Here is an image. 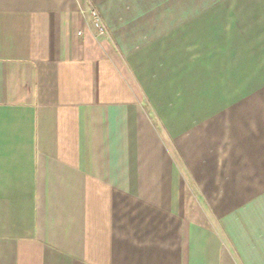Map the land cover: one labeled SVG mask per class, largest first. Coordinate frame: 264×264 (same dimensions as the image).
I'll use <instances>...</instances> for the list:
<instances>
[{
  "label": "crops",
  "instance_id": "crops-1",
  "mask_svg": "<svg viewBox=\"0 0 264 264\" xmlns=\"http://www.w3.org/2000/svg\"><path fill=\"white\" fill-rule=\"evenodd\" d=\"M0 264H264V0H0Z\"/></svg>",
  "mask_w": 264,
  "mask_h": 264
},
{
  "label": "rangeland",
  "instance_id": "rangeland-1",
  "mask_svg": "<svg viewBox=\"0 0 264 264\" xmlns=\"http://www.w3.org/2000/svg\"><path fill=\"white\" fill-rule=\"evenodd\" d=\"M192 47L190 46L189 49H191ZM177 52V49H173V51L171 52V54H176ZM176 55L174 56H169V58H171L170 60H167V61H163V62H159V61H155L152 63L153 65V69H160V67H162V69H167L168 70V73H170V76L169 78L167 79H163L164 81H168V84L171 85V86H176L178 85L175 81H177V78H175V75L173 76V71H176V70H183L185 71L184 73V78H183V81L181 84L183 85H190V84H193V74H192V69H193V66L195 65L194 62L191 61V57L192 56H189L190 57V61L186 60V61H176ZM182 58H186L184 56H182ZM149 64V63H148ZM217 65H222L223 66V63H220L218 62ZM203 68V67H201ZM219 68V67H217ZM157 80V78H154ZM160 80V79H159ZM204 80H207V79H204ZM203 80V82H204ZM181 81V79H180ZM179 84V85H181Z\"/></svg>",
  "mask_w": 264,
  "mask_h": 264
},
{
  "label": "built area",
  "instance_id": "built-area-1",
  "mask_svg": "<svg viewBox=\"0 0 264 264\" xmlns=\"http://www.w3.org/2000/svg\"><path fill=\"white\" fill-rule=\"evenodd\" d=\"M91 15L95 21L96 27L98 28L100 34H102V35L105 34L106 29H105V26L101 20L99 13L95 9H93L91 12Z\"/></svg>",
  "mask_w": 264,
  "mask_h": 264
}]
</instances>
